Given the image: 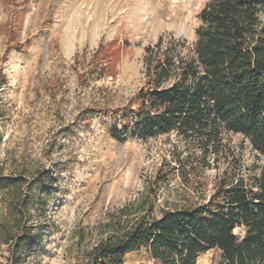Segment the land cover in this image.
<instances>
[{"label": "rangeland", "instance_id": "374dc122", "mask_svg": "<svg viewBox=\"0 0 264 264\" xmlns=\"http://www.w3.org/2000/svg\"><path fill=\"white\" fill-rule=\"evenodd\" d=\"M208 1L0 0V264L22 222L39 235L24 264H87L122 208L153 205L160 216L207 200L227 165L261 170L263 155L241 133L225 132L220 153L175 131L120 141L114 131L136 114L104 113L139 107L146 47L160 36L183 39L182 54L192 52ZM26 193L19 221L9 206ZM126 259L152 263L146 248ZM219 260L211 249L197 264Z\"/></svg>", "mask_w": 264, "mask_h": 264}, {"label": "trees", "instance_id": "16d2710c", "mask_svg": "<svg viewBox=\"0 0 264 264\" xmlns=\"http://www.w3.org/2000/svg\"><path fill=\"white\" fill-rule=\"evenodd\" d=\"M200 20L190 54L180 51L185 40L171 35L146 47L147 81L137 93L139 107L104 111L123 119L136 114V123L116 128L114 136L123 141L130 134L149 138L175 131L201 138L205 151L220 153L225 132L241 133L264 157V0H210ZM27 194L9 206L17 209L19 221ZM153 211V205L134 213L122 208L87 264H197L211 249L220 252L218 264H264V164L258 173H238L235 164L227 165L207 200L160 216ZM22 223L5 239L13 240L5 264H24L25 246L39 239ZM141 248L152 263H128L127 253Z\"/></svg>", "mask_w": 264, "mask_h": 264}]
</instances>
